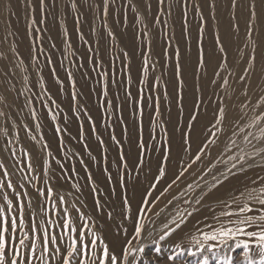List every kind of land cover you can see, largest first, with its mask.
I'll return each instance as SVG.
<instances>
[{
  "label": "rangeland",
  "instance_id": "1",
  "mask_svg": "<svg viewBox=\"0 0 264 264\" xmlns=\"http://www.w3.org/2000/svg\"><path fill=\"white\" fill-rule=\"evenodd\" d=\"M88 4L0 0V181L17 236L48 228L63 253L83 234L116 264H261L246 233L264 231V0H109L106 15ZM227 229L243 231L205 239Z\"/></svg>",
  "mask_w": 264,
  "mask_h": 264
},
{
  "label": "snow or ice",
  "instance_id": "2",
  "mask_svg": "<svg viewBox=\"0 0 264 264\" xmlns=\"http://www.w3.org/2000/svg\"><path fill=\"white\" fill-rule=\"evenodd\" d=\"M41 7H43V0H40ZM83 3L88 4V0H83ZM161 5L164 4V0H159ZM109 6V0H103V11L105 15L107 14ZM88 7L91 8L92 5L88 4ZM232 7H235V3H233ZM72 8L74 10L79 11L77 5L75 3L72 4ZM171 8V5H169ZM183 10V9H182ZM247 10L250 12V18L253 22V25H256L257 20V13L255 11V4L249 5ZM186 15V13H185ZM258 27V26H257ZM248 35L251 36V30H249ZM216 43L219 47V51L222 53L224 52L223 45L220 44L219 36H216ZM218 54L213 51L209 53V63L212 62L213 59L216 58ZM255 60V57H253ZM199 62H203V51L201 50V54L199 57ZM145 65H147V59H145ZM255 65H250V67H254ZM219 67V66H218ZM147 69H144V73L146 74ZM218 75V73H216ZM261 74L264 75V65L261 67ZM71 75V73H69ZM223 83L227 85L228 81L224 80ZM105 94H107V87L105 86L104 89ZM219 122H223V117L225 115L224 109H219ZM55 119V116L52 117ZM195 119V118H193ZM264 119V117H261ZM59 131V129H57ZM262 136H264V132H262ZM140 147L143 148V143L140 144ZM182 147L187 149L188 144H182ZM257 154H264V149ZM196 160H200L201 156L196 155ZM233 161L237 159H242V157H231ZM31 167V165H27ZM235 167V165H233ZM0 168H4L3 164L0 163ZM158 173L161 175L163 174V169H157ZM3 174L5 176L8 175L7 169L4 168ZM22 187V185H21ZM13 189V185L10 181H0V194L3 195V199L7 202L6 205H0V264H28L29 258L33 261H37V257L39 258V264H51V256L52 252L59 254V264H73V260L77 261V264H116L117 256L115 254H110L108 245L104 244L102 248H97V239L93 238L90 241H85L83 234L79 235V240L73 238L71 243L67 245L64 249L63 253L59 246L53 248L49 251V244L56 243L57 236L50 234L48 228H44L41 232H38L36 229L35 224L26 232L23 237L17 236V228H18V218L16 215H9V211L13 207V200L9 199L6 193H3V189ZM37 195L40 197H45L46 192L43 189L36 188ZM47 194H52V188H47ZM58 199L63 202V197L59 196ZM260 205L264 206V199L259 200ZM18 207L22 208L23 205H18ZM64 213H67V209L62 210ZM248 211L251 213L253 211L252 208H241L240 212L243 213ZM264 218V217H262ZM82 219V217H81ZM23 222V218L20 217L19 223ZM63 227L70 230V232H75L76 229L73 227V223L65 216V221L63 223ZM243 230L242 229H227V230H220L219 233L213 232L209 235L205 236V239L215 240L219 235L221 242H226L227 240L234 239L237 234H240ZM137 234H139V229H137ZM246 235L249 238H256L260 241L259 247L264 250V231L259 233L257 232H247ZM37 241L40 243V251L37 252ZM79 243V247L77 244ZM16 244L19 245V248L16 247ZM243 244L245 249L250 247L249 243L245 241H239L237 243V247H240ZM9 251L11 254L9 255ZM130 251V249L128 250ZM47 254V255H46ZM91 257V259H89ZM245 257H248V252H245ZM124 259L127 262V253L124 254ZM204 264H207V258H205ZM261 264H264V257H262Z\"/></svg>",
  "mask_w": 264,
  "mask_h": 264
},
{
  "label": "bare ground",
  "instance_id": "3",
  "mask_svg": "<svg viewBox=\"0 0 264 264\" xmlns=\"http://www.w3.org/2000/svg\"><path fill=\"white\" fill-rule=\"evenodd\" d=\"M2 96V95H1ZM3 98H4V96H2ZM8 107L6 106V105H1V109L3 110V111H5L6 109H7ZM225 141V140H224ZM261 142H263V141H261ZM0 156H1V158L5 161V163L7 164V166H9V163H8V161H9V159H8V161H7V158H8V156H7V154L6 153H0ZM7 156V157H6ZM11 165V164H10ZM10 168V167H9ZM10 169H12V168H10ZM15 170H17V169H15ZM13 171V170H12ZM21 171V170H20ZM20 173V172H19ZM21 173H22V171H21ZM25 199H24V205H25V207H27L28 209H30L31 211H34V212H37V197H36V195H34L30 190H26V193H25V197H24ZM37 217V216H36ZM39 217V216H38ZM37 220H39V218L37 219ZM40 221V220H39Z\"/></svg>",
  "mask_w": 264,
  "mask_h": 264
}]
</instances>
